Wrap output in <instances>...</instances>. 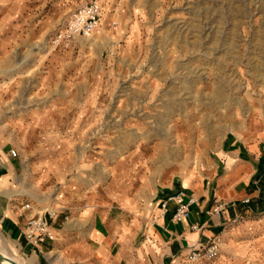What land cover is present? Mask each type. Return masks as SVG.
Instances as JSON below:
<instances>
[{
  "label": "rangeland",
  "instance_id": "obj_1",
  "mask_svg": "<svg viewBox=\"0 0 264 264\" xmlns=\"http://www.w3.org/2000/svg\"><path fill=\"white\" fill-rule=\"evenodd\" d=\"M85 1L23 0L29 18L15 32L9 27L0 45L8 87L0 115L13 118L23 163L38 164L41 145L69 148L57 151L64 165L57 185L34 177L27 184L37 211L66 202L68 227L43 249L50 260L90 252L92 194L110 188L136 198L131 214L146 209L149 217L161 193L201 181L214 163L222 168L229 133L264 127V0H100L99 33L54 41L69 8ZM57 108L76 115L43 120ZM242 216L235 225L257 220L260 236L245 242L264 262V212L243 208ZM230 244L222 245L225 258L236 257Z\"/></svg>",
  "mask_w": 264,
  "mask_h": 264
},
{
  "label": "crops",
  "instance_id": "obj_2",
  "mask_svg": "<svg viewBox=\"0 0 264 264\" xmlns=\"http://www.w3.org/2000/svg\"><path fill=\"white\" fill-rule=\"evenodd\" d=\"M66 2H63L65 6L68 5ZM79 4L70 7L68 13ZM24 18L29 17L23 0H0V45L8 36L10 28L15 32L14 28L23 24ZM3 73L5 69L0 68V74ZM3 84L5 85L1 87L2 82H0V92L3 91L4 96L8 90L6 80ZM88 113L85 111L83 117ZM41 114L43 120L50 115L51 118L62 121L76 115V109L61 111L57 108ZM10 122H13L12 116L7 113L0 115V252L5 256L8 252L13 254L19 264H103V261H108L110 264H202L206 261L186 260L187 247L197 239L201 243H207L216 233L221 235L223 243L225 241L227 246L233 243L230 246L235 247L236 257L229 259L225 258V254H220L206 264H264L262 260L259 263L254 261L255 255L250 254L255 251L254 246L252 245L251 248L245 242V238L252 236L253 232H256L253 238L260 236L257 220L249 218L245 227L234 224L241 221L243 208L246 212H264V127L243 137L229 133L230 138L227 135L228 144L222 159V168L218 158L219 163H214L209 174L203 176L201 181L193 179L189 184L179 185L182 188L178 190L161 193L156 210L152 208L149 217L146 209L139 212V215L131 214L132 211L140 208L136 198L128 196L117 198L110 192V188H107L108 191L92 194L91 202H95L91 206L92 236L86 243L90 252L65 255L50 260L46 254L51 251L45 254L43 249L48 248L51 242L31 246L21 235L27 216L41 211V209L35 210L29 198L32 186L29 187L27 184H31L30 180L32 181L31 178L34 177L42 186L57 185L61 173L64 172V165L61 164L62 155L60 156L57 151H65L69 148L66 147L67 143L62 141L41 145L38 147V152L43 155H40L38 164L25 165L21 151L15 145L13 123ZM11 148L17 149L16 156L11 155ZM217 148L219 157V146ZM49 152H54V155L49 157ZM63 177L65 179L66 175ZM76 185L78 189L79 184ZM61 189L62 185L58 191ZM73 189L68 190L67 199L71 198V193L75 194ZM178 191L183 192L184 199L189 198L190 195L197 197V202L191 207L188 218L175 222L171 219L175 204L169 203V210L165 214H161L158 204L165 195ZM57 197L60 199L62 194L58 193L53 198L58 200ZM247 197L250 198L248 204L238 203L235 207L230 206L222 217L216 214L209 216L206 213L219 201L230 203L232 200L241 201ZM115 200L119 205L115 204ZM26 202L30 204V208L23 209L22 206ZM56 205L57 218L53 221V226L57 233L60 229L68 227L66 224L70 216L64 210L66 202L60 201ZM196 224L201 228L191 230L190 226ZM121 229L126 231L123 238L120 235ZM14 240L18 241L20 248ZM25 252L32 260L28 259L29 256L24 257Z\"/></svg>",
  "mask_w": 264,
  "mask_h": 264
},
{
  "label": "built area",
  "instance_id": "obj_3",
  "mask_svg": "<svg viewBox=\"0 0 264 264\" xmlns=\"http://www.w3.org/2000/svg\"><path fill=\"white\" fill-rule=\"evenodd\" d=\"M103 9L100 0H87L71 9V12L65 18L62 25L54 34V41H70L75 36L89 37L100 32L102 26ZM11 155L16 156L17 151L14 148L10 150ZM183 192L167 194L161 199L159 205L161 214L169 210V203L175 204L171 219L175 222L186 219L190 216L191 207L196 204L197 197L190 195L189 198H183ZM250 198L241 201L232 200L230 203L217 202L206 213L209 216L213 214L223 216L228 207H235L238 203L248 204ZM23 209L30 208L29 203H24ZM56 210L49 206H44L39 213L29 214L24 223L21 235L31 246H37L46 241H54L57 237L53 221L57 218ZM201 227L191 225V230H199ZM223 240L219 233L214 234L207 243H201L199 239L189 245L185 253V258L189 262L197 260L210 261L223 253ZM229 259H231V255Z\"/></svg>",
  "mask_w": 264,
  "mask_h": 264
},
{
  "label": "water",
  "instance_id": "obj_4",
  "mask_svg": "<svg viewBox=\"0 0 264 264\" xmlns=\"http://www.w3.org/2000/svg\"><path fill=\"white\" fill-rule=\"evenodd\" d=\"M4 261H10L12 264H19L17 261H15L14 259H12L9 256H5L0 252V264H3Z\"/></svg>",
  "mask_w": 264,
  "mask_h": 264
},
{
  "label": "bare ground",
  "instance_id": "obj_5",
  "mask_svg": "<svg viewBox=\"0 0 264 264\" xmlns=\"http://www.w3.org/2000/svg\"><path fill=\"white\" fill-rule=\"evenodd\" d=\"M0 250H1V243H0ZM7 256H9V257H11L12 259H14L15 261H18L17 259H16V257L15 256H12L11 254H8ZM3 264H12L10 261H6V262H4Z\"/></svg>",
  "mask_w": 264,
  "mask_h": 264
}]
</instances>
